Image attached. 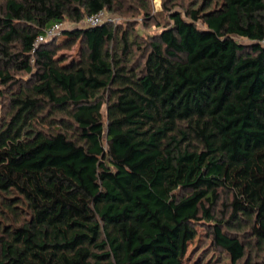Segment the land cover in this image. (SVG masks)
Masks as SVG:
<instances>
[{
  "label": "trees",
  "instance_id": "trees-1",
  "mask_svg": "<svg viewBox=\"0 0 264 264\" xmlns=\"http://www.w3.org/2000/svg\"><path fill=\"white\" fill-rule=\"evenodd\" d=\"M119 8L0 7V264H185L198 226L230 264H264V0L171 11L135 61L127 32L80 24Z\"/></svg>",
  "mask_w": 264,
  "mask_h": 264
},
{
  "label": "rangeland",
  "instance_id": "rangeland-1",
  "mask_svg": "<svg viewBox=\"0 0 264 264\" xmlns=\"http://www.w3.org/2000/svg\"><path fill=\"white\" fill-rule=\"evenodd\" d=\"M121 8L117 10H106V17L110 18L106 22L116 28L119 39L124 32L129 35L134 52V61L141 58V48L158 35L163 26L170 23L169 14L171 11H184L186 8L194 7L202 3V0H119ZM146 4V8L142 4ZM5 0H0V7ZM83 22V20H82ZM81 22V23H82ZM80 23V24H81ZM75 23L70 20L63 22V27H72ZM58 37L61 42L62 36L57 32L46 40H54ZM81 53V47L77 42L72 48H64L59 54L67 56L68 61L78 59ZM19 75V74H18ZM1 100V98H0ZM106 105L103 106L104 119ZM2 113L0 107V115ZM231 200L228 193H223L221 200L215 208V212L220 216L225 212L227 203ZM126 237V248L131 249L136 246L140 237L136 232L130 229H124ZM182 257L185 264H230L231 259L222 249L215 247L206 229L198 226L195 235L186 233L182 239Z\"/></svg>",
  "mask_w": 264,
  "mask_h": 264
},
{
  "label": "built area",
  "instance_id": "built-area-1",
  "mask_svg": "<svg viewBox=\"0 0 264 264\" xmlns=\"http://www.w3.org/2000/svg\"><path fill=\"white\" fill-rule=\"evenodd\" d=\"M110 20V18L106 17V10H101L97 13L87 15L81 25L84 26H92V25H98L102 23H107L106 21ZM61 25L56 24L53 27H51L46 34H41L38 36L37 42L40 43L44 40H46L48 37H51L53 34H56L57 32H60ZM264 43V40H263Z\"/></svg>",
  "mask_w": 264,
  "mask_h": 264
}]
</instances>
